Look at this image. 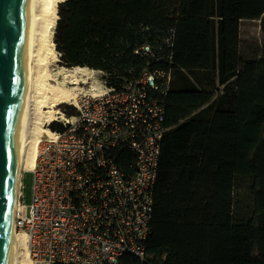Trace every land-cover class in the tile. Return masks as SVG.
Segmentation results:
<instances>
[{
  "label": "trees",
  "instance_id": "1",
  "mask_svg": "<svg viewBox=\"0 0 264 264\" xmlns=\"http://www.w3.org/2000/svg\"><path fill=\"white\" fill-rule=\"evenodd\" d=\"M58 14L65 66L101 69L112 83L147 62L172 67L152 260L264 264V41L240 35L242 19L264 31V0H177L173 14L158 0H62ZM145 43L156 56L134 53ZM137 261L126 254L120 264Z\"/></svg>",
  "mask_w": 264,
  "mask_h": 264
},
{
  "label": "built area",
  "instance_id": "2",
  "mask_svg": "<svg viewBox=\"0 0 264 264\" xmlns=\"http://www.w3.org/2000/svg\"><path fill=\"white\" fill-rule=\"evenodd\" d=\"M134 53L156 56L149 43ZM101 71L95 87L58 104L35 164L23 169L33 173V195L23 204L22 183L17 228L35 264H120L126 254L138 259L131 264H157L145 243L172 67L147 62L117 83Z\"/></svg>",
  "mask_w": 264,
  "mask_h": 264
},
{
  "label": "bare ground",
  "instance_id": "3",
  "mask_svg": "<svg viewBox=\"0 0 264 264\" xmlns=\"http://www.w3.org/2000/svg\"><path fill=\"white\" fill-rule=\"evenodd\" d=\"M60 1L62 0H27L29 45L24 80L23 125L17 153L10 264H35L29 252L27 234L17 228V218L22 208L20 196L23 169L35 164L42 138L51 134V129L44 122L61 112L58 104L75 100L87 89L78 85L89 82V70H92L87 66L77 65L72 68H50V64L58 59L54 33ZM91 85L96 86L95 82Z\"/></svg>",
  "mask_w": 264,
  "mask_h": 264
},
{
  "label": "water",
  "instance_id": "4",
  "mask_svg": "<svg viewBox=\"0 0 264 264\" xmlns=\"http://www.w3.org/2000/svg\"><path fill=\"white\" fill-rule=\"evenodd\" d=\"M27 0H0V264H10L28 57Z\"/></svg>",
  "mask_w": 264,
  "mask_h": 264
},
{
  "label": "rangeland",
  "instance_id": "5",
  "mask_svg": "<svg viewBox=\"0 0 264 264\" xmlns=\"http://www.w3.org/2000/svg\"><path fill=\"white\" fill-rule=\"evenodd\" d=\"M161 4L165 6V8L168 10L170 14H173L175 11V8L177 6V0H158ZM121 17L119 15L112 16L111 19L114 21L119 20ZM240 35L242 38V41L244 42H260L262 43L264 41V31L261 28V20L258 19H242L241 25H240ZM56 46V44H55ZM57 49V47H56ZM58 59L55 62H52L50 64V68H58L61 66L68 67L63 65L60 62V52L57 50ZM90 68V67H89ZM89 70L90 72V78L88 79V83H82L81 85H78L80 87L88 88L90 84L95 82H99L101 79V76L103 75L102 71L99 69H93ZM61 79V78H60ZM97 80V82H96ZM80 84V83H78ZM77 84H75L76 86ZM63 103L61 107L65 106ZM22 183H23V204L30 205L32 202V195H33V173L30 171H26L22 177Z\"/></svg>",
  "mask_w": 264,
  "mask_h": 264
}]
</instances>
